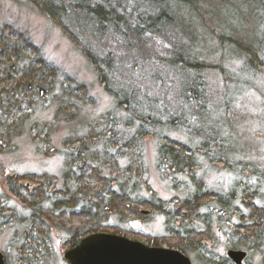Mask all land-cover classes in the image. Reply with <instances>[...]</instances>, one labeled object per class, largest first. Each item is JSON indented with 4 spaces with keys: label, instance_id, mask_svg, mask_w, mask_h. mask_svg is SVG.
<instances>
[{
    "label": "trees",
    "instance_id": "1",
    "mask_svg": "<svg viewBox=\"0 0 264 264\" xmlns=\"http://www.w3.org/2000/svg\"><path fill=\"white\" fill-rule=\"evenodd\" d=\"M27 1L61 23L67 35L85 49L105 91L113 96L116 109H124L127 114L122 116L124 120L117 119V112L112 110L96 119L88 117L84 127L73 130L64 139L63 185L59 186L61 180L46 173L34 174L32 186H29L30 182L29 185L27 182L26 185H9L12 197L24 203L35 199L32 201L34 206L30 207L34 221L27 232L14 233L11 239L12 242L24 240L19 245L22 253L17 254L18 261L31 264L30 259L34 256L38 263H46L47 254L49 257L52 254L53 241L46 235L44 239L45 227H40L43 224L46 230L51 228L50 222L40 218L48 212L65 214L61 217L67 218L70 227L75 221L83 225L78 231L74 227L68 228L70 245L93 233L141 240L137 235H134L137 238L129 236V231H118L121 227L111 223L112 216L118 217H115L116 224L120 225L124 221L162 215L166 227L174 233L181 232L185 239V246L181 244L180 248L169 243L165 246L185 255L191 246L195 247V253L209 251L198 241L203 235L214 237L213 231L230 240L228 251H239L243 246L260 249L264 244V165L258 159L252 160L251 151L262 152V148H254L246 139L264 142V111L247 107L248 101L254 104L264 101V88L257 84V78L264 71V0ZM206 2L212 6L206 7ZM203 7L207 8L206 15L214 24L213 31L218 33L217 37L214 32L212 36L219 43L216 54L220 59L213 61V65L200 57L195 50L198 41L195 45L193 36L189 38L175 19L182 9L184 15L194 16L195 23L200 20L202 23ZM79 13L86 16L88 29L81 22L72 20L71 16ZM151 33L166 34L172 42V49L167 56L162 55L159 63L171 74L174 72V76L172 74L170 83L158 76L150 77L151 87L158 86L160 92L148 100L147 106L139 102L136 87L128 91L121 83L117 90L114 79L118 58L111 51L101 53L95 47L108 34L114 39L111 45L114 49L121 43L127 47L131 37L143 41L141 37ZM98 35L101 37L97 41ZM212 71L217 72L222 81L216 85L218 90L211 89L212 76L208 72ZM260 84L264 86V79ZM83 88H86L84 84L78 85L49 62L26 34L11 23L0 25L1 147L11 145L23 120L30 121L36 116V111L43 106L42 95L47 99L53 95L51 100L58 101L56 117L69 121L78 116L89 102L94 103V97H84ZM252 92L258 95L251 96ZM52 124L45 122L44 130H40L45 142L42 150L54 149L50 140ZM171 133H178L184 139ZM149 135L159 139L157 171L163 172L162 177L168 174L166 177L171 179L173 188L183 189V197L165 202L152 191L144 152V138ZM196 156L210 164L208 172L200 174L199 171L206 168L199 165ZM123 160L126 164L121 165ZM217 163L225 166L227 174H233L227 191L221 184L208 182L209 171L217 169ZM186 174L187 180L179 186L178 176ZM144 189L152 192L151 196L146 197ZM46 201H51L53 207H47ZM9 202L8 195L0 194V225L4 227L13 224L14 220L15 212L9 208ZM205 208L209 212L203 213ZM144 210L149 216H142ZM79 215H86L89 222L84 221L85 216L78 222ZM95 217L97 223L94 224ZM214 217L218 218L216 226L212 222ZM109 228L117 230L110 231ZM159 245L162 244L155 242L153 246ZM224 264L231 263L226 261Z\"/></svg>",
    "mask_w": 264,
    "mask_h": 264
},
{
    "label": "rangeland",
    "instance_id": "2",
    "mask_svg": "<svg viewBox=\"0 0 264 264\" xmlns=\"http://www.w3.org/2000/svg\"><path fill=\"white\" fill-rule=\"evenodd\" d=\"M206 4V7L212 6L211 3L206 2ZM206 10L207 8H201V13L204 14L202 23H200L201 20L198 21V23H195L194 16L184 15L181 13L184 11L182 9L176 13L175 19L176 23L187 33L189 38L193 36L195 45L198 41L199 46L197 45L195 50L200 53V57H202L207 63H212L210 65H213V61L220 59L218 54H216L219 47V43L216 38L218 33L213 31L214 24L210 17L206 15ZM71 17L72 20L78 23L81 22V25H83L85 29L89 28L86 23L85 15L79 13ZM6 23H11L16 29L20 30L21 33L26 34L29 40L41 49L43 56L49 62L55 64L58 69L63 72V74L72 78V81L78 85L84 84L86 88L81 89V91L85 93V98L90 99L94 97V103L89 102V104L81 110L78 116L73 117L74 119L71 118L72 120L65 121L63 117H56L59 104L57 100L52 101L54 96L51 94L52 96L49 97L52 99L51 100L44 97L45 95H42L43 98L41 100V105L43 106H40V108L36 111V116H34V118L30 121L23 120L21 122V130L17 131V135L13 136L14 138L10 146L8 145L5 148L0 146V194H5L10 197L9 208L15 212L13 215V224L8 227L0 225V250L10 255L9 257L6 254L9 260L7 264H26L18 261L19 245H21L24 240L12 242L11 239L14 233L17 234L27 232V228L31 225V222L34 221L35 218L30 212V207L34 206L32 205V201L35 199L24 203L22 200L12 197L8 191L9 185H26L27 182V185L30 184L29 186H32L35 183L33 181L34 174L42 175L44 173L49 176H55L58 180H61L59 186L61 184L63 185L66 152V149H64V139L69 137L73 133V130H78L80 127H84L88 117L96 119L107 111L112 110L113 112H117H114L116 113V117H118L117 119L121 118L124 120L122 116H125L127 112L124 111V109H116L115 100L113 96L105 91L104 85L98 78V71L93 65V61L89 59L85 49L80 45H77L70 38V36L67 35L61 23L49 18L45 13L37 9V7L33 6L27 0H0V25ZM68 24L72 27L75 26V23L73 22H68ZM91 28L94 30V25H91ZM175 30V33H177L178 29L175 28ZM213 32L216 37L212 36ZM98 37L101 36L98 35L96 37L97 41ZM141 38L143 41H138L135 37H131V41L129 44L127 43V47H124L121 43L119 45L116 44L117 46L113 49L111 45L114 43V39H111V34H108L106 38L101 39L102 43L98 42L96 44L97 47L95 48L101 53H110L111 51L115 54L116 59L118 58L115 62V78L118 81L117 82L114 79L116 88L117 86H121V83H124L125 87L128 88V91L136 87L139 89V102H144L148 106V104H150L148 100L159 95L160 92V88L158 86L157 88L156 86L151 87L152 82L150 81V77L158 76L162 80H167L169 83L173 80L172 74L174 76V72L171 74L170 70L163 67L161 62L159 63L162 55H164V57L168 55V51L172 49L173 44L167 38L166 34L151 33ZM181 41L184 42V39L181 38ZM261 70L263 71V68H261ZM208 74L212 76L211 78L213 84L210 83L212 84L211 89H217L216 85L218 82H222L218 77V73L212 71L211 73L208 72ZM263 79L264 71L263 75H260L257 78V84L262 88H264V86L260 83ZM256 88L257 92H259V88ZM215 95H217V93H215ZM255 95L258 94L255 92L251 93V96ZM247 107L251 110L264 111V101L260 100L255 104L248 101ZM45 122L53 123L51 128L52 130L50 132V140L54 145V149L52 150H42L45 142L40 130H44L43 128ZM36 130L39 131L36 132ZM171 135L179 136L178 133H171ZM179 137L184 139L181 135ZM246 140H250L249 144H251L254 148H262V152L254 151L251 148V157L252 160L258 159V161L264 165V142L249 138ZM158 143L159 141L152 135L149 137L147 136L144 140V152L149 169L151 189L156 194L158 199L168 202L174 198L183 197L184 191L183 189L177 190L173 188L171 179L166 177L168 174L162 177L161 173L163 172L157 171ZM241 143L242 141L240 140L239 144ZM190 156L195 158L193 154ZM196 158L199 157L196 156ZM124 164H126L125 160L121 162V165ZM199 165H203L204 168H206L201 169L199 171L200 174L208 172L209 169L207 168H210V164L202 157L199 158ZM216 168L221 171L218 172L217 169L213 171L210 170L208 174L210 177L208 182L217 186L221 184V186L225 188L224 191H227V188L232 183L233 174H227L225 166L220 163H217ZM187 173L189 174L190 172ZM247 175L250 176L249 173ZM186 177H188L187 174L185 176H178L176 182L179 186L184 184L187 180ZM20 179H23L24 181L19 182L18 180ZM28 182L30 183L28 184ZM150 193L152 192L144 189L146 197L151 196ZM50 203L51 201L47 202V207L49 208L53 207ZM202 212L207 213L209 212V209L205 208ZM9 213L12 214L13 212L9 211ZM141 213L142 216H149V213L145 211H141ZM62 215L65 214H52L48 212L40 215V218H42L44 222L48 221L51 224L49 226L51 227L49 230H46V226L41 224L40 227H45V230H43L44 237L45 235L47 237L50 236L54 242L52 254L50 257L48 254L46 256V264H68L65 258V252L68 245H70V229H68L70 226L67 224V218L65 217V219H63L61 217ZM81 216H85V222L88 220L86 215ZM83 217H80L79 215L78 222H82L81 219ZM115 217L118 218L116 215H113L111 223L114 226L121 227V229L117 228L118 231L122 233L129 231L132 234H129V236L136 238L139 236L140 238L138 237L137 239H141L138 240L140 242L144 241L143 243L145 244H147L146 242H151L153 245L155 242H159V244L162 245L157 247L164 248H168L165 246V244L168 243L170 246L176 248L185 246L183 234L181 232L174 233L170 227H166V220L162 215H153L147 219L140 218L132 222L124 221V223L120 225L116 224L117 219ZM217 219V217L212 219L214 226L217 225ZM82 226L83 225H80L76 221L71 225V227H74L75 230ZM172 228L176 229V226L173 225ZM117 229L109 228L110 231ZM103 230L107 231L108 229L104 228ZM46 232L48 234H46ZM169 233L171 236H169ZM212 234L214 235V237L212 236L213 238L203 235L198 241L202 247L208 249L209 251L201 250L195 253V247L191 246V250L186 254V256L192 260L193 264H224L226 261H230L231 264H236L228 257V243H230V240L226 237V235H222L221 233L217 234L216 231L215 233L213 231ZM44 239H46V237ZM181 244L182 246H180ZM243 247L241 248L242 250L239 251L244 252L246 256L241 264H264V244L260 249L247 248V250ZM33 257L30 259V262H32L31 264H42V262L38 263L35 259H33Z\"/></svg>",
    "mask_w": 264,
    "mask_h": 264
},
{
    "label": "water",
    "instance_id": "3",
    "mask_svg": "<svg viewBox=\"0 0 264 264\" xmlns=\"http://www.w3.org/2000/svg\"><path fill=\"white\" fill-rule=\"evenodd\" d=\"M245 256L237 250L228 252L236 264H241ZM65 258L68 264H192L179 250L150 247L108 233L90 234L77 240L66 251ZM0 264H6V256L1 251Z\"/></svg>",
    "mask_w": 264,
    "mask_h": 264
},
{
    "label": "bare ground",
    "instance_id": "4",
    "mask_svg": "<svg viewBox=\"0 0 264 264\" xmlns=\"http://www.w3.org/2000/svg\"><path fill=\"white\" fill-rule=\"evenodd\" d=\"M149 136H150V135H149ZM149 136H148V137H149ZM152 136L155 137V138L159 141V139H158L155 135H152ZM146 138H147V137H146ZM146 138H144V140H145ZM144 211L147 212V210H144ZM94 213H95V212H94ZM94 213H91L90 215L92 216V215H94ZM90 215H89V216H90ZM95 215H98V214L95 213ZM93 220H94L93 222H96V221H95V220H96V217H95ZM78 228H79V227H78ZM78 228H77V231H78ZM80 228H81V227H80ZM80 228H79V229H80ZM93 234H94V233H93ZM91 235H92V234H91ZM53 243H54V242H53ZM72 244H73V243H72ZM72 244H71V245H72ZM71 245H68V248H69ZM68 248H67V249H68ZM0 251L5 255V252H4V251H2V250H0ZM18 252H19V253H22L21 250H20V251L18 250ZM52 252H53V251H52ZM7 263H8V262H7ZM42 264H46V263H42Z\"/></svg>",
    "mask_w": 264,
    "mask_h": 264
}]
</instances>
